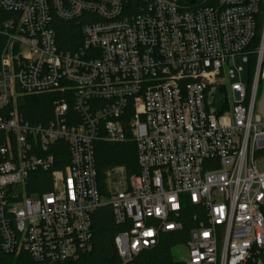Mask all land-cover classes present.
<instances>
[{"label": "built area", "instance_id": "built-area-1", "mask_svg": "<svg viewBox=\"0 0 264 264\" xmlns=\"http://www.w3.org/2000/svg\"><path fill=\"white\" fill-rule=\"evenodd\" d=\"M145 1L126 16L120 0H0L16 13L0 18V248L47 264L74 258L91 247L92 213L110 205L116 223L129 222L114 237L127 264L160 233L182 229L187 200L199 210L183 264H264V118L254 110L264 80V0L185 9L177 0ZM51 8L65 19L86 10L101 20L83 25L77 52H60ZM53 91L72 93L78 120H67L64 98L47 126L20 116L19 98ZM127 139L139 173L117 187L107 179L102 195L93 143ZM59 140L69 164L50 170L49 192L27 191L29 172L52 165L48 150Z\"/></svg>", "mask_w": 264, "mask_h": 264}, {"label": "trees", "instance_id": "trees-1", "mask_svg": "<svg viewBox=\"0 0 264 264\" xmlns=\"http://www.w3.org/2000/svg\"><path fill=\"white\" fill-rule=\"evenodd\" d=\"M122 3V14L126 16L135 15L145 9V0H120ZM180 7L193 8L195 6L209 5L212 0H177ZM51 17L47 22L48 28L55 34V43L58 51L75 53L82 47L83 35L81 28L83 25L97 22L101 17L94 11H82L78 16L72 19L60 17L53 8H51ZM16 16L15 12L0 9V18H10ZM259 35L256 36V39ZM255 39V40H256ZM6 45V36L0 34V55ZM87 51V56L90 55ZM250 61L253 60V54H250ZM64 98L69 104L67 120H78L77 114L72 109V93L70 91H53L50 93H30L23 95L18 99L17 111L25 121L30 125L41 124L43 126L54 122V102ZM11 110V104L1 111L2 114ZM132 109H127L130 114ZM128 116V115H127ZM126 116V117H127ZM41 152L39 148L34 150L35 154ZM48 153L53 155L52 165L42 170L36 168L29 172V178L26 189L29 192L43 194L51 190V169H63L69 164L70 154L68 144L59 140L49 147ZM45 155V152H41ZM93 156L95 161L96 180L99 192L107 196V171L115 166H122L124 175L128 180L131 176L139 173L137 163L136 143L130 139L122 142H108L97 140L93 143ZM199 210L185 200L182 204L180 220L183 227L180 230L162 232L159 235L157 243L150 248L141 250L127 264H183V261L174 259L172 249L179 244H184L189 235L188 230L193 226L191 214ZM92 237L90 249H77L75 257L68 260H57L56 264H122L115 245L114 237L119 232L127 229L128 221L125 223H116L113 219L110 205H104L97 208L91 215ZM0 264H47V260H35L29 253L21 251L15 255L5 253L0 248Z\"/></svg>", "mask_w": 264, "mask_h": 264}, {"label": "rangeland", "instance_id": "rangeland-1", "mask_svg": "<svg viewBox=\"0 0 264 264\" xmlns=\"http://www.w3.org/2000/svg\"><path fill=\"white\" fill-rule=\"evenodd\" d=\"M254 110L256 113H258L261 117L264 118V80H262L260 84L258 85V93H257L255 104H254ZM123 173L124 172L115 173V171H111L110 173H108L107 179L108 180L110 179V182L112 183V185L117 187L115 183H118V180L123 177L124 175ZM172 254H173L174 259L176 260L182 261V260L187 259L188 250H187L185 243L176 245L172 249Z\"/></svg>", "mask_w": 264, "mask_h": 264}]
</instances>
